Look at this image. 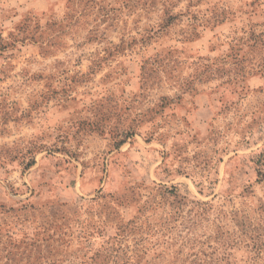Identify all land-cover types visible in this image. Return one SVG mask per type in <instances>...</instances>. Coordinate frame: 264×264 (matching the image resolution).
<instances>
[{
  "label": "rangeland",
  "instance_id": "rangeland-1",
  "mask_svg": "<svg viewBox=\"0 0 264 264\" xmlns=\"http://www.w3.org/2000/svg\"><path fill=\"white\" fill-rule=\"evenodd\" d=\"M115 256L264 264V0H0V264Z\"/></svg>",
  "mask_w": 264,
  "mask_h": 264
},
{
  "label": "trees",
  "instance_id": "trees-1",
  "mask_svg": "<svg viewBox=\"0 0 264 264\" xmlns=\"http://www.w3.org/2000/svg\"><path fill=\"white\" fill-rule=\"evenodd\" d=\"M98 258V257H97ZM95 262V261H94ZM98 264V263H95ZM112 264H119L118 263V256L114 257V260L112 261ZM124 264H137V263H133L131 258H127V260L125 261Z\"/></svg>",
  "mask_w": 264,
  "mask_h": 264
}]
</instances>
